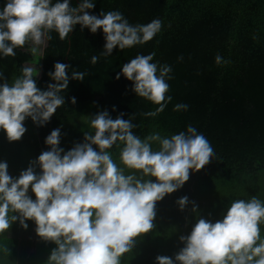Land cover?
Masks as SVG:
<instances>
[{
	"label": "clouds",
	"instance_id": "9594fccd",
	"mask_svg": "<svg viewBox=\"0 0 264 264\" xmlns=\"http://www.w3.org/2000/svg\"><path fill=\"white\" fill-rule=\"evenodd\" d=\"M94 0H4L0 6V59L15 57L17 48L29 45L37 54L51 32L65 41L80 26L92 34L101 31V55L143 45L161 31L162 21L130 24L118 10L90 12ZM155 53L137 54L120 66L121 75L132 82V91L158 107L145 113L162 112L167 96L171 67L153 62ZM93 55L90 62L95 64ZM217 64L227 63L217 54ZM71 65L54 62L47 75L51 81L42 89L39 75L31 66H22L21 75L11 83L0 71V131L9 142L22 138L28 118L37 126L46 125L65 103L61 93L70 79L83 81L85 73L68 69ZM71 103L76 98L71 97ZM186 104L174 110H186ZM115 111V106H113ZM123 112L113 118L107 109L91 115L90 131L67 150L60 146L61 129L50 131L44 139L46 150L31 159L18 176L10 175L7 161L0 160V236L8 234L15 222L24 229L35 225L40 240L55 246L44 264H122L142 235L154 229L156 205L167 194L183 187L191 172L200 170L214 157L208 140L191 125L171 136L153 132L143 139ZM153 142L158 144L153 149ZM118 149L117 159L110 151ZM118 161V162H117ZM39 169V170H37ZM127 170V171H126ZM155 178V179H153ZM34 194V198H33ZM192 203L195 215L198 208ZM183 211L187 195L176 200ZM211 216V214H209ZM264 201L233 199L218 219L195 215L182 247L173 256L156 255L154 264H264ZM5 257L11 249L0 245Z\"/></svg>",
	"mask_w": 264,
	"mask_h": 264
},
{
	"label": "trees",
	"instance_id": "16d2710c",
	"mask_svg": "<svg viewBox=\"0 0 264 264\" xmlns=\"http://www.w3.org/2000/svg\"><path fill=\"white\" fill-rule=\"evenodd\" d=\"M94 2L90 12L99 15L101 9L118 10L133 25L159 18L161 31L143 45L114 49L112 55L103 56L102 32L81 31L77 25L65 41L51 32L52 39L46 41L41 55H33L26 44L15 49V57L0 59V71L9 83L21 75L22 66L39 69L37 85L42 89L54 83L47 75L54 62L71 65L69 74L85 73L83 81L70 79L68 89L61 93L65 103L46 125L37 126L28 118L24 121L27 131L12 142L0 131V160L7 161L10 175L18 176L31 159L47 149L44 139L51 130L60 127V146L67 150L83 140L84 131H90L91 115L105 109L113 118L123 112L122 118L136 125L133 132L141 139L153 132L171 136L186 131L189 125L194 127L208 140L214 157L200 170L190 171L182 188L157 202L154 229L143 234L122 258V264H154L156 255L173 256L183 246L178 238L191 230L195 215L215 220L233 199L256 196L264 201V0ZM3 3L0 0V6ZM71 3L75 6L79 0ZM149 53H155L153 62L158 67H171L172 77L167 80L166 94L171 100L155 116L145 113L155 111L158 105L136 96L132 82L122 75L116 79L123 63ZM217 54L227 63L217 64ZM93 55L98 57L95 64L90 62ZM71 97L76 98L75 104ZM178 103L186 104L187 109L174 110ZM152 147L155 150L158 144L153 142ZM110 151L117 159L118 149ZM184 195L189 204L181 211L176 200ZM193 201L198 208L195 215ZM27 223L24 229L17 221L8 234L0 236V245L13 249L7 257L0 253V264H23L19 255L27 264H44L55 245L36 234L33 238L35 225ZM33 246L35 250L29 254Z\"/></svg>",
	"mask_w": 264,
	"mask_h": 264
},
{
	"label": "crops",
	"instance_id": "0c3cea01",
	"mask_svg": "<svg viewBox=\"0 0 264 264\" xmlns=\"http://www.w3.org/2000/svg\"><path fill=\"white\" fill-rule=\"evenodd\" d=\"M35 228V227H34ZM34 228H33V238H34V235H35V233H34ZM32 234V233H31ZM9 236H11V235H9ZM13 236V235H12ZM26 238H29V239H31V237H29V236H27ZM36 239V238H35ZM35 250V246H33L31 249H30V251H29V254L32 252V251H34ZM11 253H13V249L11 250ZM21 255H19V260L20 261H22L23 262V264H27V261L26 260H24V257H22ZM9 264V263H8Z\"/></svg>",
	"mask_w": 264,
	"mask_h": 264
},
{
	"label": "rangeland",
	"instance_id": "374dc122",
	"mask_svg": "<svg viewBox=\"0 0 264 264\" xmlns=\"http://www.w3.org/2000/svg\"><path fill=\"white\" fill-rule=\"evenodd\" d=\"M43 47H44V46H42L41 50L38 52V53H39V55H41V54H42Z\"/></svg>",
	"mask_w": 264,
	"mask_h": 264
}]
</instances>
